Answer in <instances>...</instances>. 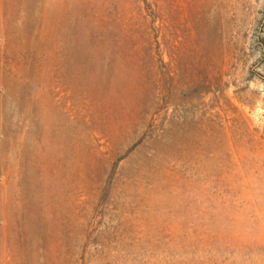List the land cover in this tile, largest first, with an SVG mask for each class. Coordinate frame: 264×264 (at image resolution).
<instances>
[{"label":"rangeland","instance_id":"obj_1","mask_svg":"<svg viewBox=\"0 0 264 264\" xmlns=\"http://www.w3.org/2000/svg\"><path fill=\"white\" fill-rule=\"evenodd\" d=\"M0 264H264V0H0Z\"/></svg>","mask_w":264,"mask_h":264}]
</instances>
